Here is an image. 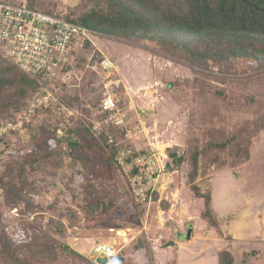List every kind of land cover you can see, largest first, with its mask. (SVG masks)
<instances>
[{
    "label": "rangeland",
    "instance_id": "374dc122",
    "mask_svg": "<svg viewBox=\"0 0 264 264\" xmlns=\"http://www.w3.org/2000/svg\"><path fill=\"white\" fill-rule=\"evenodd\" d=\"M50 1L60 4L63 13H66L76 0ZM119 41L100 40L91 52L93 57L89 58V64H97V60L102 57L115 58L113 61L116 69H111V76L105 79V70L100 76H92L93 69L90 65L85 72L77 70L81 78L74 83L75 87L69 88L76 89L81 82H87L82 103L72 109L73 114H65L64 108L58 103L55 104V109L63 114L65 122L73 124L76 117L83 113V108L92 106L89 98L96 94L98 88L92 93L91 88L97 87L100 82L120 83L118 89L121 92L117 94L120 106L116 111L119 114H112L123 118L124 123L131 120L136 124L126 134L129 143L135 145L128 150L134 149L135 152L129 163H122V155L127 149L119 151V160L123 164L119 162L121 174L113 172L112 176L113 184L121 194L120 202L107 207L108 203L105 201L104 204L97 196L90 205L81 206L82 201L79 202L74 197L77 196L74 194V190H77L75 184L78 186L82 182L78 173L81 165L77 162L68 165L65 163V166L57 170L53 165H46L44 171H36L25 161L28 173L45 180L43 184L48 186L39 189L36 197L40 204L37 208L39 211L30 215V223H27L24 213L22 214V209L27 207L25 202L16 203L14 196L5 190L4 197H1L3 201H0V232L5 231L8 236L17 239L22 238L26 228L33 237L36 233L48 236L49 244L57 242L64 245L65 241H72L76 246L83 247L88 259L98 264L112 263L99 250L98 247L102 244H109L120 251L125 264H219V251L223 249L232 252L234 264H264V137H260L257 142L258 148L247 169L237 176H233L226 168L214 167L210 176L203 174L195 181H190L191 165L188 162L176 165L170 152L186 149L193 139L200 138L202 129L210 122L206 118L210 114L205 113V105H201L196 96L186 91L176 96L171 95L170 90L166 89V83L169 79L177 80L188 88L191 84L189 81L196 74L189 65L177 61L152 42ZM134 44H140L141 47L134 48ZM102 69L99 66L98 72ZM209 75L206 80L200 79L203 81L200 87L204 89L202 97L213 98L217 91L228 90L232 101L241 99L243 95H250L254 100H264V66L258 63L257 56L239 58L229 68L226 65H212ZM174 101L179 102L177 109ZM30 102L27 101L19 110L12 111L16 114L14 120L19 125L12 130L22 129L24 122H18V118L26 113L30 115ZM130 110L135 113L129 117ZM33 115L34 111L30 118ZM35 115L36 123L46 118L41 112ZM254 127L262 128L250 123L245 129L251 130ZM31 129L33 128L28 127L19 135L14 134L10 143L2 142L4 145L0 146V171L2 164L12 158V149L30 137ZM144 153L152 157L150 168L141 165L139 172L133 174L135 158ZM66 160L69 158L66 157ZM137 175L141 176L140 183L143 181L144 187L152 186L155 189L140 195L143 187L133 185ZM196 182L204 192L214 188L211 191L214 214L221 222L216 230L208 231L207 223L200 218L204 210L203 199L194 196L191 188ZM72 188L74 189L71 190ZM97 188L100 186L97 185ZM29 196L35 195L30 193ZM229 211H232V216L224 220L223 216ZM91 212L96 223L85 221L86 214ZM25 215L27 219V214ZM77 218L81 224L79 227L75 223L72 226V219ZM60 223L65 226L64 231H60ZM188 224L192 226L190 237L186 233ZM61 245L57 249L61 260L55 261V264H84L77 258L73 259L68 249H62Z\"/></svg>",
    "mask_w": 264,
    "mask_h": 264
},
{
    "label": "trees",
    "instance_id": "16d2710c",
    "mask_svg": "<svg viewBox=\"0 0 264 264\" xmlns=\"http://www.w3.org/2000/svg\"><path fill=\"white\" fill-rule=\"evenodd\" d=\"M0 1L26 2L32 9L65 18L91 30L90 38L82 48L76 47L69 51V55L76 54L73 62L76 70L86 71L90 65L89 58L93 55L91 52L100 40L137 43L149 41L177 61L189 65L196 74L189 81L190 86L185 88L177 80L169 79L166 89L173 96L183 91L196 96L201 105H205V113L210 114L206 116L210 122L202 129L201 137L190 142V147L171 151L170 157L176 165L185 162L191 165L189 179L192 182L203 174L210 176L214 167L226 168L233 176H237L251 163L258 148L257 142L260 137H264V100H254L250 95H243L241 99L232 101L228 90L217 91L213 98L202 97L204 89L200 87L203 82L200 79L210 77L212 65H226L229 68L239 58L257 56L258 63L264 66V0H76L66 13H63L60 4L50 0ZM103 72L104 69L99 72L92 70L91 75L97 77ZM75 82L74 79L65 81L61 75L50 85L57 89L55 94L58 102L35 107L34 115L23 121L22 129L0 134L1 142L10 143L14 134L19 135L23 129L33 128L30 137L12 149V158L2 164L0 171V201H3L5 190L14 196L16 203L24 201L27 207L22 209V214L24 213L27 223H30V215L39 211L37 208L40 204L36 198L39 189L47 188L48 184H43L45 180L41 178L31 176L26 162L36 171H44L46 165H53L57 170L65 166V163L68 165L77 162L81 165L78 173L82 182L78 186L74 184L82 197L76 189L74 194L77 196L74 197L77 201H82L81 206L90 205L97 196L104 204L105 201L108 203L107 207L120 202L121 194L113 184L112 176L113 172L121 174L119 151L135 147L129 143L126 134L136 124L131 120L121 125L107 121L110 112L103 111L101 106L106 92L103 82L90 90L92 93L98 88L97 95L89 98L92 106L83 108V113L76 117L73 124L65 122L63 114L56 111L55 104L62 106L65 114L80 106L82 97L86 94L87 82H81L76 89L69 88ZM47 84L48 80L43 74L35 75L23 70L13 58L7 56L3 42L0 41V124L14 121L16 116L12 111L19 110L27 101L32 102L35 94ZM119 92L121 91L116 87L115 93ZM174 104L177 109L179 102L174 101ZM40 112L46 118L36 123L35 114ZM128 113L130 117L135 112L130 110ZM97 121L101 124L100 132L94 129ZM250 123L262 128L245 129ZM139 169V165L134 166L133 174L139 172ZM125 183L132 193L129 182L126 180ZM191 188L194 196L203 199L204 210L200 218L207 223L208 231L216 230L221 222L214 214L211 192L214 188L204 192L197 182ZM30 193L35 196L30 197ZM231 214L232 211L227 212L223 216L224 220ZM72 220L71 225L74 226L75 223L79 227L80 219ZM86 220L96 223L92 212L86 214ZM60 227V231L65 230L61 223ZM24 232L22 238L17 239L8 236L5 231L0 232V264H55V261L61 260V254L58 255L57 251L61 244H49V237L37 235L38 233L33 237L26 228ZM65 243L61 245L62 249H68L73 259L77 258L84 264H98L88 259L83 247L76 246L72 241ZM123 257L119 251L111 264H125ZM219 257V264L235 262L228 249L219 251Z\"/></svg>",
    "mask_w": 264,
    "mask_h": 264
},
{
    "label": "built area",
    "instance_id": "2783aa9c",
    "mask_svg": "<svg viewBox=\"0 0 264 264\" xmlns=\"http://www.w3.org/2000/svg\"><path fill=\"white\" fill-rule=\"evenodd\" d=\"M90 34L91 30L87 27L73 23L62 17L32 9L26 2L9 3L0 1V41L3 42L6 55L13 58L23 70L30 71L35 75L43 74L48 80V84L41 87L38 94H35L30 103L29 106L31 108L28 109L31 111L30 115L35 107H41V105L50 102H58L55 94L57 89L50 87V85L61 75L65 81L70 79L77 81L81 78L73 65L76 54L69 55V51L76 47L82 48L87 39L90 38ZM90 66L96 72H98L99 66L103 68L107 73L104 77L105 79L111 76V69H116L115 62L109 57H103L97 60V64H90ZM119 84V82L105 84V97L101 101L103 111L119 114L116 111L119 110L120 99L115 93V88L119 87ZM69 86L71 88L75 87L74 84H70ZM68 112L73 114V110H68ZM111 114L107 117V121L109 120L117 125L124 123L123 118ZM30 115L26 113L21 117L19 116L18 122L29 119ZM17 127L19 125L16 123V120L7 121L3 125L0 124V134ZM94 129L98 132L101 131L99 121L94 124ZM1 144L4 145L0 141V146ZM134 152V149H127L126 153L122 155L123 159L121 162L126 161V163H129V159L132 158L131 155ZM151 161L152 157L150 155L146 156L145 153L135 158L136 166L144 165L145 167H149ZM135 177L133 185L135 187L136 185L143 187L140 195H144L145 193H149L150 190L155 189L152 186L148 188L144 187L143 181L140 183L141 176L137 175ZM136 193L138 194V192ZM98 248L110 260H113L119 253L115 247L109 244L99 245Z\"/></svg>",
    "mask_w": 264,
    "mask_h": 264
},
{
    "label": "water",
    "instance_id": "95a60500",
    "mask_svg": "<svg viewBox=\"0 0 264 264\" xmlns=\"http://www.w3.org/2000/svg\"><path fill=\"white\" fill-rule=\"evenodd\" d=\"M187 229H188L187 230V237H190L192 228H191V226H188Z\"/></svg>",
    "mask_w": 264,
    "mask_h": 264
},
{
    "label": "crops",
    "instance_id": "0c3cea01",
    "mask_svg": "<svg viewBox=\"0 0 264 264\" xmlns=\"http://www.w3.org/2000/svg\"><path fill=\"white\" fill-rule=\"evenodd\" d=\"M188 226H191V225L188 224ZM188 226H187V227H188ZM175 227L178 228L180 231H182L177 225H175ZM191 228H192V226H191ZM191 232H192V231H191ZM186 233H187V232H186Z\"/></svg>",
    "mask_w": 264,
    "mask_h": 264
},
{
    "label": "clouds",
    "instance_id": "9594fccd",
    "mask_svg": "<svg viewBox=\"0 0 264 264\" xmlns=\"http://www.w3.org/2000/svg\"><path fill=\"white\" fill-rule=\"evenodd\" d=\"M113 260H114V259H113ZM113 260H112V261H113Z\"/></svg>",
    "mask_w": 264,
    "mask_h": 264
}]
</instances>
